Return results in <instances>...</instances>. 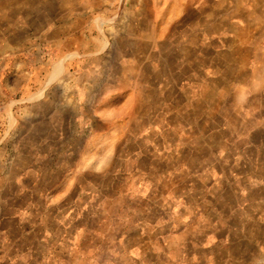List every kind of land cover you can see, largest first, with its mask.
Returning a JSON list of instances; mask_svg holds the SVG:
<instances>
[{
	"label": "rangeland",
	"instance_id": "obj_1",
	"mask_svg": "<svg viewBox=\"0 0 264 264\" xmlns=\"http://www.w3.org/2000/svg\"><path fill=\"white\" fill-rule=\"evenodd\" d=\"M80 1L99 71L47 84L0 0V264H264V0Z\"/></svg>",
	"mask_w": 264,
	"mask_h": 264
},
{
	"label": "crops",
	"instance_id": "obj_2",
	"mask_svg": "<svg viewBox=\"0 0 264 264\" xmlns=\"http://www.w3.org/2000/svg\"><path fill=\"white\" fill-rule=\"evenodd\" d=\"M95 4L88 2L82 3L80 0H43L40 11L34 15L40 19V45L37 46L39 53H36V60L32 62L33 67L30 70V78L37 74H42L46 77L45 82L48 84L60 75L66 72V66L69 72L77 74V79L80 76L96 73L99 71L97 65H101L98 60L100 53L106 49L108 35L96 24L97 11ZM101 14L109 15L119 12L117 8H108L101 6ZM128 10V8H125ZM123 7L120 8V16ZM17 13L24 18V21L29 22V17L33 16V11L28 9L18 8L9 9V15L17 16ZM30 13V15H29ZM99 14V13H98ZM121 30L120 37L128 38V20L123 24V18L119 17ZM28 20V21H27ZM23 25V24H22ZM117 26V23H116ZM21 27H17L14 31L15 37H9V41L18 42L21 40ZM163 33V32H162ZM162 38L161 27L155 22L142 32L141 39L145 41L160 42ZM33 38L25 37L24 45L20 48H28L32 50ZM23 40V39H22ZM116 40V38H115ZM32 42L28 44V42ZM19 46V45H18ZM20 49V50H21ZM30 65V63L28 64ZM35 74V75H34ZM26 82V81H24ZM208 260V259H206ZM239 264H257V260H238Z\"/></svg>",
	"mask_w": 264,
	"mask_h": 264
}]
</instances>
